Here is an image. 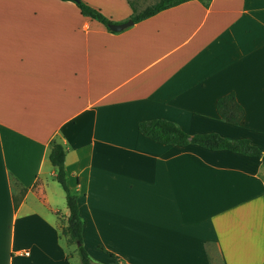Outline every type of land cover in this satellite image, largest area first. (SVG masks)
Returning <instances> with one entry per match:
<instances>
[{
	"label": "crops",
	"instance_id": "1",
	"mask_svg": "<svg viewBox=\"0 0 264 264\" xmlns=\"http://www.w3.org/2000/svg\"><path fill=\"white\" fill-rule=\"evenodd\" d=\"M82 1L120 23L156 0ZM229 92L238 125L216 112ZM152 119L264 152V0H188L116 33L71 1L0 0V264H73L52 139L94 263L210 264L209 245L264 264L261 160L154 142Z\"/></svg>",
	"mask_w": 264,
	"mask_h": 264
},
{
	"label": "trees",
	"instance_id": "2",
	"mask_svg": "<svg viewBox=\"0 0 264 264\" xmlns=\"http://www.w3.org/2000/svg\"><path fill=\"white\" fill-rule=\"evenodd\" d=\"M73 2L80 10L83 16L89 17L102 23L108 31H112L108 25L112 23L110 19L102 14V12L82 0H62ZM188 0H156L154 3L145 6L141 10H137L130 2L132 7V14L128 19H131L133 23L146 19L157 12L186 2ZM204 5H208L210 0H199ZM215 108L218 116L221 120L226 123L238 125L242 122L244 117V108L235 98L233 92H229L217 98L215 102ZM138 130L141 134L148 137L150 140L163 144L169 145L174 144L178 146H186L188 144H197L211 150H227L234 153H240L247 156L257 157L261 160L264 166V152L256 145L252 144L247 138L240 139H228L218 133H199L189 135L182 130L174 122L165 119H152L140 121L138 123ZM67 149L56 139L50 141L49 160L51 164L56 168L55 179L62 187L65 196L66 214L65 220L66 225L61 228L60 236L65 240L68 245H75L76 250L80 259V264H96L92 261L88 255L86 249L82 244V219L79 215L77 205V195L71 191L66 183V170H65V157ZM12 186L18 187V182L12 179ZM24 191L19 195H13L14 207H16L22 197ZM208 257L210 264H213V258L209 254ZM110 255L113 253L107 251Z\"/></svg>",
	"mask_w": 264,
	"mask_h": 264
},
{
	"label": "rangeland",
	"instance_id": "3",
	"mask_svg": "<svg viewBox=\"0 0 264 264\" xmlns=\"http://www.w3.org/2000/svg\"><path fill=\"white\" fill-rule=\"evenodd\" d=\"M133 2L136 3L137 7H143L144 5L153 2L154 0H132ZM59 187V193L61 194V200L63 202V204H65V196H64V192L62 190V187L60 186V184L58 185ZM66 208V205H65ZM70 248V253L72 254V262L73 264H80V259L76 250V246L75 245H68ZM211 252H212V257H213V261L214 264H219L216 254H215V250L213 247L210 248Z\"/></svg>",
	"mask_w": 264,
	"mask_h": 264
},
{
	"label": "water",
	"instance_id": "4",
	"mask_svg": "<svg viewBox=\"0 0 264 264\" xmlns=\"http://www.w3.org/2000/svg\"><path fill=\"white\" fill-rule=\"evenodd\" d=\"M133 24V21L131 19H127L125 21H122L120 23H110L108 25V27L112 30V31H121L127 27H129L130 25Z\"/></svg>",
	"mask_w": 264,
	"mask_h": 264
},
{
	"label": "built area",
	"instance_id": "5",
	"mask_svg": "<svg viewBox=\"0 0 264 264\" xmlns=\"http://www.w3.org/2000/svg\"><path fill=\"white\" fill-rule=\"evenodd\" d=\"M24 254H26V255H27V254H28V252H27V251H25V252H24Z\"/></svg>",
	"mask_w": 264,
	"mask_h": 264
}]
</instances>
